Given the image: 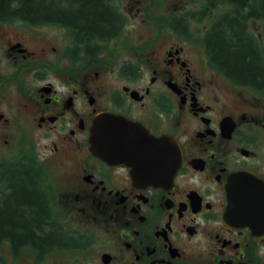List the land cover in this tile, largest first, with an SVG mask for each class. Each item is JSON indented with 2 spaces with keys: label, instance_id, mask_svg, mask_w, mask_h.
Returning <instances> with one entry per match:
<instances>
[{
  "label": "flooded vegetation",
  "instance_id": "af4514ba",
  "mask_svg": "<svg viewBox=\"0 0 264 264\" xmlns=\"http://www.w3.org/2000/svg\"><path fill=\"white\" fill-rule=\"evenodd\" d=\"M132 2L105 40L0 34V219L33 204L13 215L46 236L0 264H264V98L175 40L181 10ZM27 157L43 196L6 187Z\"/></svg>",
  "mask_w": 264,
  "mask_h": 264
},
{
  "label": "trees",
  "instance_id": "16d2710c",
  "mask_svg": "<svg viewBox=\"0 0 264 264\" xmlns=\"http://www.w3.org/2000/svg\"><path fill=\"white\" fill-rule=\"evenodd\" d=\"M216 1L227 3L229 8L212 19L200 38L209 66L234 85L247 87L264 98V0H209L201 16L195 11L181 13L180 33L189 37L190 19L208 16L216 8ZM117 11L112 0H0V20L65 27L80 40H105L117 34L121 22ZM250 20L260 21L259 34L251 30ZM174 25L176 27L175 22ZM35 166L38 165L34 159L27 157L20 163L19 175L10 174L6 178V187L10 183L13 189L18 182L21 198L43 196L39 187L42 177ZM10 170L13 171L11 166ZM10 206H6L4 217L0 219L3 231L0 245L8 243L18 250L46 238L22 233L39 225L40 220L13 215H33L37 211L33 204Z\"/></svg>",
  "mask_w": 264,
  "mask_h": 264
},
{
  "label": "rangeland",
  "instance_id": "374dc122",
  "mask_svg": "<svg viewBox=\"0 0 264 264\" xmlns=\"http://www.w3.org/2000/svg\"><path fill=\"white\" fill-rule=\"evenodd\" d=\"M113 1L121 5H127L128 7L129 4H133L132 0ZM147 3L156 6L157 13L161 14L169 15V13L173 12L174 10H181L182 13H186L188 11H195L198 13V16H201L202 10H204L206 5L209 4V0H147ZM216 5V8H214L208 16H204L202 19H190L189 37L181 33L179 34V36H176L175 40H200L202 34L209 27L212 19L216 17L217 14H219L220 12L229 8V5L227 3H222L221 1H216ZM16 24V27H12L8 24H0V34H2L3 32L10 33L12 28H15V30L18 29L17 31L21 34L22 38H25L24 40H45L49 36H53L55 40H62V37L66 36V32L60 26L40 27L39 29H34L32 28V26L24 22H16ZM135 25L136 26H133V28L136 33L133 34V37L136 40H142L150 35H153V33L156 31L155 25H152L149 22L143 25H140L136 22ZM249 25L254 33L259 34L261 32L260 21L250 20ZM228 83L230 85H234L229 80ZM237 87L242 88L239 86ZM244 88L246 89L243 90L244 93H250V95L253 97H261L256 94L253 90L246 87ZM4 251L9 252V246L6 244L4 246Z\"/></svg>",
  "mask_w": 264,
  "mask_h": 264
},
{
  "label": "water",
  "instance_id": "95a60500",
  "mask_svg": "<svg viewBox=\"0 0 264 264\" xmlns=\"http://www.w3.org/2000/svg\"><path fill=\"white\" fill-rule=\"evenodd\" d=\"M109 117V116H108ZM93 130V129H92ZM95 134L93 133V135L91 136V144H92V150L94 151V145H95V143H96V140H95Z\"/></svg>",
  "mask_w": 264,
  "mask_h": 264
}]
</instances>
